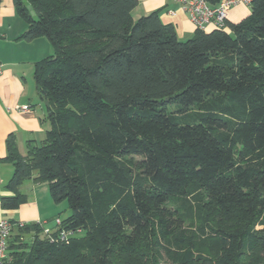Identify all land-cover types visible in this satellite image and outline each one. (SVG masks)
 Listing matches in <instances>:
<instances>
[{
    "label": "trees",
    "instance_id": "trees-1",
    "mask_svg": "<svg viewBox=\"0 0 264 264\" xmlns=\"http://www.w3.org/2000/svg\"><path fill=\"white\" fill-rule=\"evenodd\" d=\"M13 3L53 47L34 77L50 127L26 156L8 138L1 204L48 182L81 232L16 227L12 264H264V0L185 41L161 10L135 19L138 0Z\"/></svg>",
    "mask_w": 264,
    "mask_h": 264
},
{
    "label": "crops",
    "instance_id": "crops-1",
    "mask_svg": "<svg viewBox=\"0 0 264 264\" xmlns=\"http://www.w3.org/2000/svg\"><path fill=\"white\" fill-rule=\"evenodd\" d=\"M13 2L0 1V62L3 64L0 75V217L29 223L49 222L53 216L52 208L48 211L40 204L38 183L33 179L25 180L18 189L26 195L27 202L15 209L3 208L1 204L2 198L16 194L8 187L15 172L14 165L5 160L8 138L13 136L18 153L26 156L29 144L40 145L50 127L47 105L39 97L34 77L35 64L52 55L53 47L45 36L33 40L24 38L28 24ZM182 8L180 0H138L132 15L137 19L161 10L162 22L173 24L178 38L185 41L195 34L197 26ZM250 14L251 6L237 3L229 10L227 19L229 23H239ZM213 28L210 25L206 30ZM22 106H28L29 110H20Z\"/></svg>",
    "mask_w": 264,
    "mask_h": 264
},
{
    "label": "built area",
    "instance_id": "built-area-1",
    "mask_svg": "<svg viewBox=\"0 0 264 264\" xmlns=\"http://www.w3.org/2000/svg\"><path fill=\"white\" fill-rule=\"evenodd\" d=\"M1 1V0H0ZM182 9L189 15L191 21L200 29H206L213 25L216 28H225L228 25V12L237 3L252 5L254 0H222L217 5H211L207 0H180ZM3 64L0 62V75L3 72ZM20 110L28 111V106H22ZM29 222L14 221L0 217V264H12V259L8 254L9 240L16 227H23ZM42 226L43 234L51 243H69L78 230L62 227V220L56 218V223L50 226L47 221H37Z\"/></svg>",
    "mask_w": 264,
    "mask_h": 264
},
{
    "label": "rangeland",
    "instance_id": "rangeland-1",
    "mask_svg": "<svg viewBox=\"0 0 264 264\" xmlns=\"http://www.w3.org/2000/svg\"><path fill=\"white\" fill-rule=\"evenodd\" d=\"M210 26V25H209ZM208 28V26H207ZM211 29V28H209ZM170 110H175L174 106H171ZM139 160V158L137 157ZM39 191V202L45 207L48 211L52 208V218L49 220V225L53 226L56 223L57 216L62 217L63 219L68 218V215L71 214V210L69 208V203L67 200H63L61 202H55L52 199L50 188L48 182L38 183ZM260 228V227H259Z\"/></svg>",
    "mask_w": 264,
    "mask_h": 264
},
{
    "label": "water",
    "instance_id": "water-1",
    "mask_svg": "<svg viewBox=\"0 0 264 264\" xmlns=\"http://www.w3.org/2000/svg\"><path fill=\"white\" fill-rule=\"evenodd\" d=\"M29 8H31V6H29ZM33 14H35V12L32 10L31 15H33ZM45 103H46V105H48L47 102H45Z\"/></svg>",
    "mask_w": 264,
    "mask_h": 264
}]
</instances>
